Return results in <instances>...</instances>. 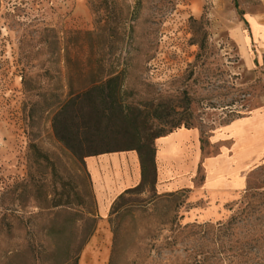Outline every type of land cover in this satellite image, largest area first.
Wrapping results in <instances>:
<instances>
[{"label": "rangeland", "instance_id": "374dc122", "mask_svg": "<svg viewBox=\"0 0 264 264\" xmlns=\"http://www.w3.org/2000/svg\"><path fill=\"white\" fill-rule=\"evenodd\" d=\"M263 56L264 0H0V264H79L91 241L105 264H264ZM89 88L85 104L114 92L127 119L73 127L144 130L79 128L91 151L117 149L102 154L146 146L106 223L89 156L53 128ZM178 128L197 134L195 184L165 191L149 148Z\"/></svg>", "mask_w": 264, "mask_h": 264}, {"label": "crops", "instance_id": "0c3cea01", "mask_svg": "<svg viewBox=\"0 0 264 264\" xmlns=\"http://www.w3.org/2000/svg\"><path fill=\"white\" fill-rule=\"evenodd\" d=\"M196 135L192 129L178 128L157 138L155 179L161 190L174 191L195 184ZM252 136L256 138L255 134ZM257 139L259 144L260 139ZM87 168L98 200L99 219L106 223L114 198L141 180L139 156L130 150L120 155L89 156ZM108 256L109 248L106 244L99 247L91 241L83 250L79 264H105Z\"/></svg>", "mask_w": 264, "mask_h": 264}, {"label": "trees", "instance_id": "16d2710c", "mask_svg": "<svg viewBox=\"0 0 264 264\" xmlns=\"http://www.w3.org/2000/svg\"><path fill=\"white\" fill-rule=\"evenodd\" d=\"M262 64L264 66V56L262 57ZM94 89L95 88L93 89L89 88L87 90L79 91V93H77L76 95L71 94L62 104L59 105V108L56 111L54 119H53V128L57 136H59L60 140H62L70 149L73 150V152L77 153L78 155H82L83 153H85L88 156L111 152L117 149H108V150L99 151V152L91 151L90 150L91 147L88 144L84 143L82 140H80V138L78 137L79 128H83V130L85 131L92 132V135H91L92 137L94 136L95 137L96 136L97 137H109V136H112L113 134H116V135L122 134V136L131 138L130 142H133L134 140H137L139 142L140 139L142 138L141 132L144 133V130L140 132L137 128L119 130L117 132L110 131L109 133V131H107L106 128H103V129L98 128L97 124H94V125L89 124L83 127H79V126L73 127L72 126L73 121H75L76 117L78 116V113H81L84 115V112L88 114L90 117L98 114L100 119L103 117L111 118V117H114L116 114L120 116L122 119H127V113H125L124 111L125 108L121 104L117 103L114 92L111 95H109L111 98L110 103H108L106 107L103 106V108L99 110H96V108L92 106L91 104H85L84 102L86 98L91 94V92ZM107 99H108V96L104 95V100H106V102H108ZM86 106H88L87 107L88 109L86 108ZM170 132L172 131H169L168 133ZM164 135L166 134H156L154 135V139L160 136H164ZM89 141L91 142L92 140H89ZM143 147H146L144 143L137 147L132 145V143H128L122 149H118V150H136L138 152L142 174L144 173V170H145V163L142 159V153H141V149ZM149 153L151 154V157H150L151 166L155 172L156 148L155 147H153L152 149L149 148Z\"/></svg>", "mask_w": 264, "mask_h": 264}]
</instances>
